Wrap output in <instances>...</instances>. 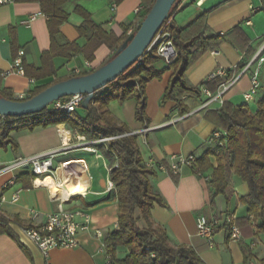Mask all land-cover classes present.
<instances>
[{"label": "crops", "instance_id": "1", "mask_svg": "<svg viewBox=\"0 0 264 264\" xmlns=\"http://www.w3.org/2000/svg\"><path fill=\"white\" fill-rule=\"evenodd\" d=\"M182 0L180 10L174 17L175 23L183 30L199 15L205 13V25L198 30L203 37L221 35L225 37L216 48L197 53L186 76L189 83L201 89L216 71H223L221 78L238 80L221 96V101H214L203 107L208 98L202 91L199 95L184 96L183 104L187 108L181 113L175 101H165L166 89L172 79L173 70L168 62L160 60L156 68L162 72L160 79L155 78L146 85V115L149 124L137 120L138 101L130 98L124 102L111 101L107 108L111 115L126 125L138 136V144L143 161L153 158L164 164L167 171L152 167L151 178L153 192L160 196L162 204H155L152 217L155 223L166 229L169 241L173 245L184 244L193 247L206 264H247V255L257 264H264V234L256 233L253 226L242 227V240L229 239L226 227H220L214 236L215 245L211 247L207 240L199 235L197 218L201 215L208 220L226 213H234L237 219L247 217V207L241 198L248 194L249 188L239 176L233 174L230 179V197L225 194H214L210 184L213 171L218 167L217 141L211 137L217 125L206 116L209 110L220 108L223 102L236 106L248 105L255 113L259 102L264 98V82L253 99L246 103L245 93L251 89V68L242 73L239 66L251 62L264 46V1L263 0ZM151 0H69L64 5L68 20L61 24L56 35L55 48L62 49L66 43H76L83 49L88 40L79 32L83 17L76 11L80 6L90 13L93 21L106 31L113 32L118 39L130 35L138 24L137 9H142ZM185 34V33H184ZM53 40L49 29V16L43 11L39 0H18L15 3L0 6V92H7L15 98L28 97L37 87L55 79H67L76 74H84L104 65L113 55V50L105 43L94 50V59L89 61L83 52L72 56L57 55L48 64L44 74L42 55L50 51ZM23 50L25 73L16 71L4 75L12 67L19 51ZM42 72V73H43ZM107 90L106 88L102 91ZM221 86L218 91H221ZM252 103L253 106L250 104ZM78 113L85 116V109L80 106ZM5 121L0 115V124ZM69 135L70 148L58 154L53 160V168H58V176L53 180H64L66 164H78L88 169L87 196H74L65 199L63 208L73 210L85 209L90 215V228L78 236V244L72 249L55 248L49 257H44L39 247L28 241L22 234L26 227L39 226L47 221L50 214L58 210V201L53 197L48 183L35 181L29 169L17 171L13 183V173L0 174V196L2 215L11 220L10 227L15 237L0 233V264H106V257L101 250L108 233L118 229L119 205L116 199L91 205L90 202L104 195L110 171L105 166L104 157H99L95 148L97 140H89L75 133L66 124L36 126L33 129H14L7 139L12 142L0 143V155L4 161L19 157L35 155L41 152L62 147L61 131ZM189 155L199 159L208 156L212 167L197 170L187 164L180 165L179 172L174 173L172 164L178 163ZM102 161V164L100 162ZM103 166L105 184L95 174ZM240 178V179H239ZM47 181V180H46ZM52 182L50 179L49 182ZM97 185L98 189L93 190ZM18 198L14 200V196ZM36 213V217H33ZM20 220L21 223L15 221ZM258 223L255 222V225ZM96 230L103 233L97 237ZM260 243V247H258ZM256 246L251 248L250 244ZM126 250V249H125ZM118 256V255H117ZM119 257V256H118Z\"/></svg>", "mask_w": 264, "mask_h": 264}, {"label": "trees", "instance_id": "2", "mask_svg": "<svg viewBox=\"0 0 264 264\" xmlns=\"http://www.w3.org/2000/svg\"><path fill=\"white\" fill-rule=\"evenodd\" d=\"M39 1L43 11L49 16V29L53 40L51 50L42 55L43 68L40 70V75L44 74L43 71L46 70L48 64L52 65V60L57 55L72 56L73 53L83 52L87 59L92 61L94 50L103 43L113 50V55L109 59L111 60L129 36L124 35L122 39H118L113 32H108L97 25L89 12L77 6L76 11L83 17V23L78 29L81 35L87 38L88 43L83 49H80L76 43L68 42L62 49L57 50L55 38L61 24L68 20L69 14L64 10V5L69 0ZM115 1L120 3L122 0ZM155 1L151 0L149 4L146 3L138 11V24L132 33L136 32ZM181 2L182 0H177L169 17L162 25L170 32L178 52L177 58L168 63V68L173 70V76L166 89L164 100L177 102L181 113H185L187 108L183 104V97L201 93L200 88L189 83L186 76L187 70L191 67L197 53L216 48L225 40V37L211 35L204 38L201 30L188 37L187 33H193L195 28L198 29L205 25L206 14L199 15L185 31L179 28L174 20L180 10ZM160 60L163 59L157 54L156 48L146 51L114 82L95 93L89 107L85 109V116H81L78 109L67 114L63 111L50 110L49 107L40 113L33 114L34 117L32 115L5 116V121L0 124V143H11L12 141L7 137L14 129H33L36 126L63 123L89 140L109 138L94 146L111 169L109 178L115 187L90 204L95 205L112 199L118 201V229L108 233L105 237L108 252L113 256L114 262L116 264H206L193 247L184 244H171L166 229L155 223L152 209L155 204H162V199L153 192L151 178L154 171L148 168L143 161L138 136L133 134L126 125L117 121L107 108L113 100L124 102L130 98H136L138 101L136 118L149 124L150 119L146 115V85L153 79L162 77V72L156 68V64ZM244 66V63L241 64L239 69ZM96 69L73 76L85 75ZM61 80L64 79H55L37 87L26 98L37 95L48 86ZM224 82L226 79L216 77L207 81L204 86L214 93ZM262 82H264L263 69L261 84ZM105 88L107 90L102 92ZM0 96L21 99L15 98L7 92H0ZM206 116L217 125V128L225 132L224 146L218 144L216 149L218 167L214 169L210 179V184L215 190L214 194H225L229 198L231 176L233 174L239 176L247 183L249 192L240 199L247 207L248 216L237 219L238 224L241 230L244 226L254 225L256 233L264 234V98L260 100L255 113L250 110L248 105L236 106L225 101L220 108L209 110ZM197 164L200 169H202V165L205 168L212 167L206 155L199 159ZM15 221L21 223L18 219ZM142 222L143 224H141ZM255 222L258 224L255 225ZM10 223V219L0 215V233H7L15 237ZM118 248L126 249L123 258L117 256ZM250 258L251 255L248 254L247 261Z\"/></svg>", "mask_w": 264, "mask_h": 264}, {"label": "built area", "instance_id": "3", "mask_svg": "<svg viewBox=\"0 0 264 264\" xmlns=\"http://www.w3.org/2000/svg\"><path fill=\"white\" fill-rule=\"evenodd\" d=\"M18 0H0V6L8 5L15 3ZM198 5L202 4V1H197ZM140 9L136 10L138 13ZM156 48L157 54L162 57L163 60L168 63L174 61L178 52L176 46L174 45L170 32L166 27H161L159 31L154 36L148 50ZM147 50V51H148ZM23 55L24 51H19L18 56L14 59L12 67L9 71L4 73V75L11 72H18L21 74L25 73L23 66ZM264 65V46L261 48L259 53L254 57V59L247 63L243 72L249 71L251 68V89L245 93L246 103L250 102L257 90L261 87V72ZM225 73L223 71H216L212 73L209 77V80H212L216 77H223ZM238 77H232L221 85L222 90L218 93L211 92L206 86L201 87L202 93L207 96L208 100L203 107L210 105L214 101H221V96L223 93L229 89L237 80ZM85 95L76 94L73 96L65 97L60 100L55 101L49 107L53 111H63L67 114L74 112L82 105V101ZM23 96H21V99ZM33 116V115H32ZM4 117V116H3ZM34 117V116H33ZM70 132L66 130L61 131L62 134V147L59 149H52L49 151L41 152L35 155L19 157L11 161H4L0 155V174L4 173H13L12 180L9 183H13L17 177V171L29 169L32 175L35 177V181L41 180L45 184L46 180L50 179L51 176H58V168H53L54 158L61 152L66 151L70 147V141L68 136ZM75 133H78L75 131ZM224 135L225 132L219 128H215L211 137L218 141L220 146H224ZM106 139L97 140L98 142L105 141ZM99 157H103L99 154ZM187 164L195 171L197 170V160L194 155H189L186 158L182 159L178 163L172 164V170L174 173L179 172L180 165ZM145 165L148 168L157 166L162 171H167V168L164 164L156 161L151 158L145 162ZM105 166L109 171L111 169L108 167L105 162ZM66 169V176L64 180L57 179L53 180V187L48 185L50 189H55L57 192L67 191L68 195L66 198L61 197L60 195H54L53 197L58 201V210L50 214L47 218V221L39 226L26 227L22 229L23 236L33 243H35L41 250L44 257H49L50 251L55 248H67L72 249L78 244V236L81 232L87 231L90 228V215L83 208H77L73 210H66L63 208V203L65 199L69 200L74 196H87L90 191L88 187V169L83 165L78 164H66L63 169ZM52 179V178H51ZM114 183L110 180H107V187L103 193H106L114 189ZM53 193V192H52ZM18 198V194L14 196V200ZM5 200L3 195L0 196V205ZM0 215H2L0 209ZM36 213H33V217H36ZM220 227H226L228 230L229 239L231 241L239 242L242 240V231L237 221V216L234 213H226L220 215V217L214 218L213 220H208L205 216L201 215L197 218V228L198 233L204 237L208 244L213 247L215 245L214 236ZM95 234L97 237L102 238L104 235L100 230H96ZM255 243H251L250 247H255ZM101 250L105 254L106 264H116L114 262L113 256L108 252V246L106 243L102 245ZM247 264H257L252 258L248 260Z\"/></svg>", "mask_w": 264, "mask_h": 264}, {"label": "water", "instance_id": "4", "mask_svg": "<svg viewBox=\"0 0 264 264\" xmlns=\"http://www.w3.org/2000/svg\"><path fill=\"white\" fill-rule=\"evenodd\" d=\"M176 2L177 0H156L136 32L128 36L111 60L95 71L61 80L30 98L10 99L0 96V115L5 117L37 114L55 101L76 94L85 95L81 106L87 109L98 90L114 82L148 50Z\"/></svg>", "mask_w": 264, "mask_h": 264}, {"label": "rangeland", "instance_id": "5", "mask_svg": "<svg viewBox=\"0 0 264 264\" xmlns=\"http://www.w3.org/2000/svg\"><path fill=\"white\" fill-rule=\"evenodd\" d=\"M263 73H264V68H263ZM51 105H52V104H51ZM51 105H50V106H51ZM250 105L253 106L252 103H251ZM50 106H49V107H50ZM100 162H101V164H102V161H101V160H100ZM95 174H96V176L98 177V179H100V181H101L103 184H105V181H106V178H105V171H104L102 165H101L98 169L95 170ZM239 179H240V178H239ZM96 189H98L97 185H95V187L93 188V190H96ZM141 224H143V222H142ZM260 245H262V243H260V241H259V245H258V247H260ZM125 254H126V250H125V248H118V250H117V255L119 256V258H123V257L125 256Z\"/></svg>", "mask_w": 264, "mask_h": 264}, {"label": "bare ground", "instance_id": "6", "mask_svg": "<svg viewBox=\"0 0 264 264\" xmlns=\"http://www.w3.org/2000/svg\"><path fill=\"white\" fill-rule=\"evenodd\" d=\"M51 179V178H50ZM50 179H48L45 183H48L50 186H52L53 187V179H51L52 180V182L50 181L49 182V180ZM43 182H40V184H42ZM52 192H53V194L54 195H60L61 197H63V198H66L67 197V195H68V192L67 191H61V192H57L55 189H52Z\"/></svg>", "mask_w": 264, "mask_h": 264}]
</instances>
